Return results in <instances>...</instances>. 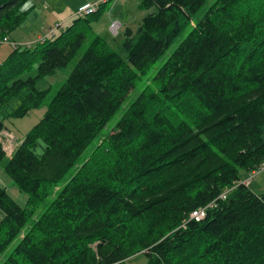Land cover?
Here are the masks:
<instances>
[{
	"label": "trees",
	"instance_id": "16d2710c",
	"mask_svg": "<svg viewBox=\"0 0 264 264\" xmlns=\"http://www.w3.org/2000/svg\"><path fill=\"white\" fill-rule=\"evenodd\" d=\"M26 1L0 0V37L26 20ZM207 2L139 0L146 14L120 51L86 18L13 47L0 115L13 100L16 117L46 108L11 157L0 145L27 197L0 186V264H264V194L239 178L264 162V0H215L195 21ZM72 63L50 98L37 90Z\"/></svg>",
	"mask_w": 264,
	"mask_h": 264
},
{
	"label": "rangeland",
	"instance_id": "374dc122",
	"mask_svg": "<svg viewBox=\"0 0 264 264\" xmlns=\"http://www.w3.org/2000/svg\"><path fill=\"white\" fill-rule=\"evenodd\" d=\"M214 1L208 0L207 4L194 17L195 21H199L204 16L206 10ZM98 3H103V6L95 8V10L98 9L97 13L86 15L83 18H86L90 22V33L92 35L99 36L115 50L120 51L125 29L129 27L132 30H136L146 14L138 7L139 0H108V2H104L103 0H27L22 6L23 10L30 9L26 20L9 34L7 42L0 43V63L12 52L13 46L11 43L17 42L15 44L22 46V48L27 47V45L33 47L37 44L38 37L46 36L49 32H53L55 35L60 34L63 29L78 19L77 10L80 6ZM112 20H117L121 24L116 33L110 30ZM181 38L177 39L156 63L154 70H157L161 66ZM72 67L73 63L66 69L57 70L53 76L38 78L36 80L37 90H50V98L59 89ZM33 76L34 73H30L26 77ZM134 96L135 93L132 92L130 100ZM15 101L13 100L4 110L5 115L3 113L0 115V117H4L3 122L6 129L0 132V145L7 158L11 157L14 149L19 145L24 136L43 117L46 108L44 105H41L29 111L25 116L16 117L13 116L12 112L16 108ZM11 112L12 114L9 115ZM115 122L111 121L107 128L111 129ZM239 178L241 182H244L251 178V175L240 171ZM12 183L0 165V186L7 191L16 203L24 205L27 198L26 195L21 193L16 185ZM249 190L256 195L264 194V170L252 176ZM1 216L3 217V212L0 209ZM145 262L146 258L140 255L128 260L127 264H144Z\"/></svg>",
	"mask_w": 264,
	"mask_h": 264
},
{
	"label": "built area",
	"instance_id": "2783aa9c",
	"mask_svg": "<svg viewBox=\"0 0 264 264\" xmlns=\"http://www.w3.org/2000/svg\"><path fill=\"white\" fill-rule=\"evenodd\" d=\"M103 1L104 2H106V1L108 2V0H103ZM99 4L100 3L91 4V5L87 4V5H84V6L80 7L77 10V14H78L79 18H83L86 15H90V14L95 13L98 10V9L95 10V8L99 7ZM119 27H120V23L118 21H112L111 24H110V30L113 33H116ZM53 36H55V34H53V32H49L46 36L38 37L37 43L43 41L46 38H50V37H53ZM3 42H7V37H3V38L0 37V43H3ZM11 45L13 47L16 46L15 43H11ZM27 47H30V45H27ZM262 170H264V162L255 171H253L251 173V175L253 176V175L257 174L258 172H260ZM249 182H250V179H248L247 181L243 182L242 184L247 186L249 184ZM229 192H230V190L223 191L219 195V197L217 199H215L214 201L210 202L209 204H207V205H205L203 207H200V208L195 209L192 212H190L188 217L183 221V223L181 225V228H185L186 224L188 222H190V221L200 222V221L204 220L206 218L207 212L209 210H211V209L216 207L217 200H225Z\"/></svg>",
	"mask_w": 264,
	"mask_h": 264
},
{
	"label": "crops",
	"instance_id": "0c3cea01",
	"mask_svg": "<svg viewBox=\"0 0 264 264\" xmlns=\"http://www.w3.org/2000/svg\"><path fill=\"white\" fill-rule=\"evenodd\" d=\"M106 2H107V1H106ZM84 5H87V4H84ZM84 5H82V6H84ZM82 6H80V7H82ZM80 7H79V8H80ZM22 10H23V8H22ZM112 21H117V20H112ZM120 25H121V24H120ZM8 36H9V35H8ZM8 36H6V37L8 38ZM13 42H15V41H13ZM15 43H17V42H15ZM10 53H11V52H10ZM10 53H9V54H10ZM2 62H3V60L1 61V63H2ZM1 63H0V64H1ZM5 130H6V129H5ZM249 186H250V185H249ZM0 219H2V216L0 217Z\"/></svg>",
	"mask_w": 264,
	"mask_h": 264
},
{
	"label": "bare ground",
	"instance_id": "6f19581e",
	"mask_svg": "<svg viewBox=\"0 0 264 264\" xmlns=\"http://www.w3.org/2000/svg\"><path fill=\"white\" fill-rule=\"evenodd\" d=\"M13 184V183H12Z\"/></svg>",
	"mask_w": 264,
	"mask_h": 264
},
{
	"label": "water",
	"instance_id": "95a60500",
	"mask_svg": "<svg viewBox=\"0 0 264 264\" xmlns=\"http://www.w3.org/2000/svg\"><path fill=\"white\" fill-rule=\"evenodd\" d=\"M121 26V25H120Z\"/></svg>",
	"mask_w": 264,
	"mask_h": 264
}]
</instances>
